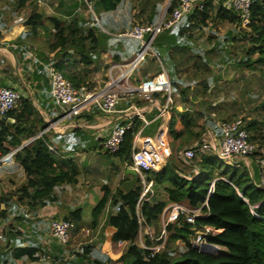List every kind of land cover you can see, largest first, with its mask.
I'll list each match as a JSON object with an SVG mask.
<instances>
[{
  "label": "trees",
  "instance_id": "1",
  "mask_svg": "<svg viewBox=\"0 0 264 264\" xmlns=\"http://www.w3.org/2000/svg\"><path fill=\"white\" fill-rule=\"evenodd\" d=\"M124 1L93 0L91 4L95 18L102 24L100 21L102 14L117 10ZM136 1L138 2V11L131 14L135 19L130 25L131 29L135 24H155L161 11L159 3L165 0ZM223 1L202 0L173 26L156 34L151 42V47L157 53L158 59L152 55L146 56L143 61L144 67L137 68L140 70L142 79L135 80L134 84L138 86L151 80L153 77L150 76L152 68L149 65H152L153 62L159 63V66L161 64L168 72L171 90L180 92L182 100H187L186 94L189 89L183 85L178 68L184 63L191 62L189 66L193 68L196 79H203L204 71L209 70L208 60L204 57L207 52L202 54L199 47L195 45L194 31L206 27L217 29L220 23L230 20L236 22L238 30L229 34L221 42L226 41L231 45L241 47L244 54L242 57H238L236 66L240 70L257 71L258 77L263 79L264 0L251 1L248 22L245 26L242 25L238 13L224 5ZM80 4L84 9H88L84 0H80ZM177 4V0L169 2L166 16L170 15ZM95 18L92 17V25L84 29L83 26L75 23L74 18L66 23L62 16L43 15L40 7L33 4L31 12L24 22L27 32L24 37H18L17 40L20 43H24L28 39L32 40L38 35L40 28L44 29L43 39L48 44L46 50L49 53L54 52L53 56H49L53 58L51 59L52 66L62 73L75 89L84 86L88 92L94 86L95 76L101 73L103 66L107 68L109 65V63L103 65L98 59L99 55L106 50L101 48L103 43L101 38L106 40L111 36L102 33V37H100L97 34L100 27ZM122 32L123 30L117 33ZM117 39L127 40L126 42L133 46H141L140 41L132 37ZM226 53L227 56H230V51H226ZM233 53L235 52L233 51ZM6 69L15 79L13 69L10 66H6ZM134 78L131 76V81H134ZM199 83L203 85V92H207V88H209L207 80L204 78L203 82ZM0 84L2 85V83ZM152 96L165 99L166 93L163 95L155 93ZM256 108L259 113L257 117L249 116L247 119H242L243 127L248 133V140L257 146L256 153L261 156V150L264 149V98ZM218 114L220 115L221 111ZM218 117L222 121H229L232 115L226 118ZM180 118L183 125L180 131V135L183 134L180 146L189 139H194V144L200 146L205 136L206 127H213L216 121L199 110H187L180 115ZM161 120L160 118L155 122L156 128L161 124ZM176 121V117L172 114L168 129H172ZM47 124L27 93L21 94L16 106L0 118V165L3 164L4 161L1 160L5 157L18 162L26 180L20 187L14 186L13 190L16 195H23L26 200L32 202L52 203L57 200L55 195L57 187L74 184L78 180L79 172L74 161L65 158L59 151L50 149V139L45 132L39 134ZM140 124L141 121L136 120L134 126L137 127ZM27 141L28 144L23 146ZM20 146L23 147L19 148ZM131 152L132 135H128L116 154H110L107 151L106 154L116 156L124 153L121 158L130 165ZM186 160L189 165L198 169L195 177L190 179L182 178L169 165L163 166L158 172H147L150 174L148 178L153 180V186L155 185L156 188L157 185L166 186L168 199L160 201L154 195L148 196L141 207L144 218V222L141 224L138 223L135 214L140 186L136 185L130 192H125L119 187L115 193L110 194L106 185V191L98 202L96 215L101 213L108 201L111 206L116 207L117 211L107 216V224L115 229L112 235L113 242H127L124 252L118 258L113 259L108 255L95 254L94 246L84 244L79 247L78 253H68L67 250L60 263L264 264V179L261 180L263 170L256 165L254 173H252L242 162L239 165L228 164L222 162L212 153L201 154ZM215 178L224 180H217L214 191L208 194L210 184ZM206 198L207 204L203 205ZM182 200H186L189 207L199 210V214L195 216V222L187 223L181 216L177 222L167 224L165 244L159 251H151L150 247L155 242L148 237V226L156 223L169 202L176 203ZM14 205L15 200L8 191L0 192V222L2 219H8ZM62 219L69 223L68 239L64 244L66 245L79 232L83 221V211L76 208L67 212ZM205 225L219 230L216 234L207 237L208 242L219 246V249L211 253L200 252L191 242L192 238L200 233ZM10 229L4 232V242L6 244L8 241L10 245L6 246V248L8 247L7 252H4L2 256L0 250L2 257L0 261L5 262L7 259L12 260L25 254L30 259H36L34 254L38 248L15 247V232ZM156 230L158 233V229ZM139 231L145 237L147 248H142L136 243ZM179 244H182L183 247H179L181 246Z\"/></svg>",
  "mask_w": 264,
  "mask_h": 264
},
{
  "label": "crops",
  "instance_id": "2",
  "mask_svg": "<svg viewBox=\"0 0 264 264\" xmlns=\"http://www.w3.org/2000/svg\"><path fill=\"white\" fill-rule=\"evenodd\" d=\"M33 4L40 7L43 15L62 16L66 20V23L74 18L75 23L79 26H83L84 29L92 25V17L94 19L96 16L92 4L91 9H89L91 14H89L88 10L84 9L80 4V0H0V83H2L0 86L8 85L21 94L25 95L27 93L31 97L32 103L43 115L44 121L48 123L47 126L41 130L40 134L45 132L48 135L51 143L50 149H55L59 151L60 154H63L65 158L74 161L79 174L76 183L64 184L55 189L57 200L52 203L46 201H28L25 199V196L16 195L15 193V207L12 208L11 215L6 219L7 221L0 222L2 232L0 235L1 256L4 252H7L8 247L6 248V246L10 245L8 241L6 244L4 242V232L9 230V228L5 230V227H8V225L13 226V223H15V230H10L15 232V247L32 246L37 247L38 251L34 254L36 259H30L28 255L25 254L12 260L7 259L5 262L0 261V264H61L60 261L67 253V250L68 253L77 252L79 247L84 244H91L94 246L93 251L95 254L108 255L116 259L121 255V252L118 249L115 250L119 246L112 241V235L115 229L113 226L107 224V221L104 224L105 219L103 216L104 214L107 216H109L110 213L114 214L117 210L116 207L111 206L110 201H108L101 213L96 215L98 202L106 191V185L108 186L110 194H113L117 188L120 187L122 189V184L133 177L126 171L129 165L121 158L125 152L122 153V155L109 156L106 154V151L102 149L100 145L101 141L107 136L112 126L124 123L127 120V116L138 110L143 117L152 119V121L143 128V134L151 136L155 135L160 129L166 130V138L172 154L168 158V164L165 165H169L173 171L176 170V173L186 179L195 177L198 169L189 165V162L178 155L177 152L180 149L194 145L195 141H193L194 139H189L184 141L182 146H180L181 137L183 136V134L180 135V131L183 128L180 116L177 117V114L174 113L173 110L171 112L170 109L168 112L169 117L163 115L162 108L165 102H162L160 97H154L152 101L148 102L143 100L136 92L121 91L118 107L115 112L103 113L99 110L96 101L91 100L87 102L85 109L73 119L59 120L56 126H51L50 122L58 120L60 114H62L60 107L51 100L49 93L50 79L45 73L44 67L47 62L53 59L49 56H53L54 52L49 53L46 50L48 44H46L43 39L45 31L42 28L39 29L38 35L32 40L28 39L24 43H20L17 40L18 37H24L27 32L24 22L29 16ZM115 11L108 13H113ZM106 15L108 16L107 13L102 14V19L100 20L102 24L95 18L100 27L97 34L100 37H102V33L109 37L111 36L106 40L101 38L103 41L101 48L106 50L99 55L100 57L98 60L103 65L109 63L107 68L103 66L101 73H103L105 69H109L108 72L112 73L114 77L113 71H120L119 66L131 58L138 49H132L135 45L129 44L126 42L127 40L117 39L127 37L124 35V32L131 29L130 25L132 22H124L128 24L127 28L123 30L122 33L118 34V31H122L121 27H110L111 20L107 19ZM160 18H158V20ZM27 52H29L31 58L35 59V61L27 58L29 57ZM6 66H10L13 69L15 79L8 73ZM160 66L161 69L164 68L161 64ZM150 68L152 67L150 66ZM139 71L140 70L137 69L134 75L132 74V77H135L134 81H131L132 79L130 78V85L133 87H136L134 84L136 83L135 80L138 81L142 79ZM151 73L150 76L152 75ZM172 114L176 117L177 121L172 129H168ZM160 118L162 119L161 124L156 128L155 122ZM205 133L207 136L208 134L216 136L218 134V129L215 124H213V127H206ZM24 144H28V141ZM98 160H102L106 163L109 162V165L113 167L111 168L106 164L108 174L110 175V181H108V183H100L99 180L94 177L96 172L93 171V165L94 162ZM3 163L5 164V162ZM5 166H10V164L6 163ZM16 172L18 173L19 181L16 182L15 187H20L25 182L26 178L21 167L18 166V162L15 161V173ZM148 173L147 177L150 175ZM136 185H138V183H136L135 186ZM10 187L11 185L6 189V186H3L2 192L8 191ZM153 187L152 195H154L157 200L165 201L168 199L165 185H157V188L154 185ZM172 203L173 202H169L167 204L154 225L148 226V236L150 234L157 235L160 232L162 220H164L168 214L167 207ZM179 203L189 206L186 200H182ZM76 208H80L83 211V221L81 222L80 230L71 239L69 244L62 245L51 235L49 231L50 221L53 219H62L67 212ZM156 229H158V233ZM139 236L143 237L140 231L136 238V243ZM105 240H109L111 245L104 247L103 241ZM150 240L152 241L151 238ZM126 246L127 242L124 246L119 248H125ZM1 256L0 259L2 258Z\"/></svg>",
  "mask_w": 264,
  "mask_h": 264
},
{
  "label": "built area",
  "instance_id": "3",
  "mask_svg": "<svg viewBox=\"0 0 264 264\" xmlns=\"http://www.w3.org/2000/svg\"><path fill=\"white\" fill-rule=\"evenodd\" d=\"M87 3L88 9H91L93 0H84ZM171 1V0H170ZM178 4L174 6L169 16L166 13L157 20L153 25L135 24L132 29L124 32L125 36L138 39L141 43V48L132 55L120 67V72L117 76H111L108 86L94 94L87 92L85 87L75 89L72 83L67 80L64 75L58 72L51 64L52 61L47 62L44 66L45 71L50 79V96L62 111V115L58 120L50 122L51 126H56L59 120H71L85 109L88 101L95 100L98 108L103 113L115 112L118 107L119 95L121 91L136 92L143 100L152 101L153 94L166 93L165 104L162 108V114L169 117L168 104L172 102L171 99V84L169 75L164 68L161 69L151 80L143 82L142 84L133 87L130 85V77L133 72L140 66L147 55H152L158 59L157 53L152 49L151 42L156 34L161 30L169 28L177 23L183 16L189 13L194 6H197L202 0H177ZM252 0H224L223 4L231 7L236 11L241 19V23L245 26L248 22L249 7ZM148 35V37H146ZM152 52V54H150ZM29 55V52H27ZM33 59V58H31ZM41 63V62H40ZM43 65V63H42ZM21 93L14 88L5 85L0 86V118L3 117L9 110L19 102ZM136 120H140L139 126H134ZM152 121V119L145 118L138 110L127 116L124 123L114 125L110 128L107 136L101 141L100 145L106 149L110 154H116L121 146L124 144L128 135H132V152L131 164L138 175V185L141 190L138 201L135 205V214L139 224L144 222L141 212V207L147 200L148 196L153 194V180L147 177L149 171L161 170L165 164H168V158L172 152L170 150L168 140L166 138V130L160 129L155 135L143 134V128ZM215 126L218 129V134L205 133L203 141L200 146L196 144L179 150L178 155L185 159H191L205 153L215 154L222 162L228 164L239 165L240 159L254 154L257 151V146L248 140V133L243 127V119L235 118L229 121H215ZM209 132V131H207ZM207 136V137H206ZM7 158V157H5ZM3 158L1 161H3ZM258 166L262 171V179H264V154L260 156ZM223 178H215L212 180L208 189V194L214 191L217 180ZM224 180V179H223ZM239 195H241L238 192ZM207 204V198L203 205ZM167 216L162 220V227L157 235H149L153 242H155L150 250L153 252L159 251L165 244L167 239V231L165 227L169 223H175L179 217L183 216L187 223L193 224L195 216L199 214L198 209H193L189 206L180 204L179 202L172 203L167 207ZM51 235L62 245L67 242L69 223L63 219H53L50 221ZM218 229L212 226L205 225L200 233H197L192 238V244L200 245L210 243L207 237L214 235ZM137 243L142 248H147L145 242H141V237L137 239ZM126 242L119 241L117 246H124ZM219 249V246H217Z\"/></svg>",
  "mask_w": 264,
  "mask_h": 264
},
{
  "label": "rangeland",
  "instance_id": "4",
  "mask_svg": "<svg viewBox=\"0 0 264 264\" xmlns=\"http://www.w3.org/2000/svg\"><path fill=\"white\" fill-rule=\"evenodd\" d=\"M169 2L171 1L165 0L159 3L161 11L158 18L162 17L163 14L167 12ZM86 10H88V13L91 14L89 9ZM137 11L138 2L136 0H125L123 5H121L117 11L113 13H107L108 16L106 15V18L111 20L110 27L120 26L121 30H125L128 24H125L124 22H133L135 19L131 14H134ZM237 30L238 26L236 22L230 20L220 23L217 29L206 27L202 30L194 31L195 45L199 47L202 54L207 52L206 56L204 55V57L208 60L207 64L209 66V70L204 71L203 79H196L194 78L193 68L189 66L191 62L184 63V65L178 68L180 79L183 80V85L188 87L189 90L186 94L187 100H182V95L180 92H174L171 90L172 102H170L171 105L168 104V109H170L171 112L173 110V112L177 114V117L182 115L187 110L194 111L195 109L205 112L207 117H212V119L216 121H221L218 116L226 118L227 116L232 115V120L234 118L247 119L249 116L257 117V115H259L256 107L264 98V78H259L257 71L249 72L246 70H240L239 67L236 66V60L239 59L238 57L243 56L244 53L242 52V48L237 47L236 45H231L226 41L221 42L229 34H233ZM234 46H236V48H234ZM140 48V45H135V47L132 49ZM226 51H230V56H227ZM233 51L235 53H233ZM150 54H152V52ZM144 65L145 63L142 62L138 68H141ZM150 66L153 70L151 76L154 77L158 71L161 70V66H159V63L155 62H153V64ZM108 70L109 69H105L103 73H99L98 76H95L94 86L91 90H88V92L97 94L100 90L108 86L111 75L113 76V74L108 72ZM115 71L118 70L113 71L114 75L117 76L120 71ZM134 73L135 72H133V75ZM204 78L207 80L209 85L207 92H203V85L199 83L203 82ZM129 82L131 81L129 80ZM50 87L51 85L49 84V88ZM160 98L162 102H165L163 97ZM220 111L221 114L219 115L218 112ZM61 115L62 114H60L59 117H61ZM102 149L106 151V149ZM261 152V155L264 154V149L261 150ZM259 160L260 155L255 152L245 159H240V162H242L252 173H254L255 166H258ZM4 162L5 164L9 163L10 166H5L4 163V165H0V192H2L3 186H6L7 189L8 186L11 185L8 192L15 200L16 195L13 188L16 182L19 181L18 173H15V161L9 160L7 157L4 159ZM106 164L109 165L110 163L98 160L95 161L93 165V171L96 172L94 177L97 178L100 183H108V181H110V175L108 174ZM109 167L113 168L112 165H109ZM103 217L105 219V224L107 221V215L104 214ZM1 221L4 222L7 220L2 219ZM14 226L15 223H13V226L8 225V227H5V230L8 228L15 230ZM49 231L51 233V229ZM1 233L2 232L0 228V235ZM141 242H145L143 237H141ZM137 244L140 246L139 243ZM109 245H111L109 240L103 241L104 247ZM179 245H181L179 247H183L182 244ZM117 249L120 250L121 254L124 252V248L117 247L115 250Z\"/></svg>",
  "mask_w": 264,
  "mask_h": 264
},
{
  "label": "water",
  "instance_id": "5",
  "mask_svg": "<svg viewBox=\"0 0 264 264\" xmlns=\"http://www.w3.org/2000/svg\"><path fill=\"white\" fill-rule=\"evenodd\" d=\"M40 134V133H39ZM31 141V140H30ZM25 144H23L24 146ZM23 146H20L19 148L23 147ZM129 174L132 175V179L124 182L122 184V189L125 191V192H130L133 187L135 186V184L137 183L138 181V175H137V172L135 169H133L132 167H129L127 168L126 170ZM194 247L197 248L200 252L202 253H211V252H214L218 249V247L216 245H213L211 243H207V244H200V245H196L194 244Z\"/></svg>",
  "mask_w": 264,
  "mask_h": 264
}]
</instances>
